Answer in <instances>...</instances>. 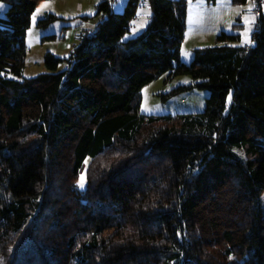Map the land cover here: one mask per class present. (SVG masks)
Wrapping results in <instances>:
<instances>
[{
  "label": "trees",
  "instance_id": "1",
  "mask_svg": "<svg viewBox=\"0 0 264 264\" xmlns=\"http://www.w3.org/2000/svg\"><path fill=\"white\" fill-rule=\"evenodd\" d=\"M40 1L0 0V264H264V10L253 45L222 31L187 64V0H147L130 37L139 0H101L72 53L24 77ZM163 74L197 79L170 95L208 89L205 109L141 114Z\"/></svg>",
  "mask_w": 264,
  "mask_h": 264
},
{
  "label": "rangeland",
  "instance_id": "2",
  "mask_svg": "<svg viewBox=\"0 0 264 264\" xmlns=\"http://www.w3.org/2000/svg\"><path fill=\"white\" fill-rule=\"evenodd\" d=\"M101 0H42L38 3L32 18L30 27L26 33L27 55L24 77H33L39 73L47 71L45 66V56L48 52L58 57H68L74 48L80 43L81 37L88 30H94L95 25L100 20L97 16V6ZM128 0H119V3L113 5V10L122 13ZM264 10V0L262 1ZM42 3L47 7L36 13L37 8ZM188 12L185 37L181 45L180 58L183 63L189 64L194 58V49L198 47L216 45V36L225 31L227 33H240L241 45L251 46L244 43V31L249 25L245 22V16H255L251 24L252 31L249 33L252 40V33L255 29L257 14L255 9V0H247L245 3H233V0H187ZM249 5H252L249 11ZM9 4L0 2V16L5 15ZM144 10L150 12V15L140 16L133 21L134 27L128 35L135 36L146 27L150 21L151 9L146 3ZM239 10V11H238ZM142 12V10H141ZM53 13L58 19L50 22L46 26H39L38 22L47 14ZM36 16L33 20V16ZM143 27L139 25L145 21ZM135 22V23H134ZM237 24V25H236ZM253 42V41H252ZM185 52L189 55L185 56ZM67 66L66 61L60 64V69ZM197 79L191 75L182 74L168 78L163 74L143 87L141 91L140 113L144 115H176L183 113L202 112L206 107V100L209 97L208 89H194L181 92L176 95H170L172 89L179 85L192 84ZM231 96V95H230ZM87 171L89 164L86 165L83 173L78 176L74 185L77 188V181L84 174L86 184ZM261 209L264 213V193L261 197ZM231 260L235 261L234 257Z\"/></svg>",
  "mask_w": 264,
  "mask_h": 264
},
{
  "label": "snow or ice",
  "instance_id": "3",
  "mask_svg": "<svg viewBox=\"0 0 264 264\" xmlns=\"http://www.w3.org/2000/svg\"><path fill=\"white\" fill-rule=\"evenodd\" d=\"M45 7H47V4L42 3L40 5V7L37 8L36 13L39 14L41 12V10L44 9ZM251 7H252V5H249V9H248L249 11L251 10ZM138 15L146 16V15H150V12L142 9V12L141 13H138ZM35 18H36V16L34 15L33 16V20H35ZM255 18H256L255 16H249V15H246L245 16V22L249 25V27H247L245 29V31H244V41L243 42L246 43V44H252L253 43L252 40L250 39L249 33L252 31L251 24L253 23V21L255 20ZM145 22H146V20L143 21L139 25V27H143ZM188 55H189V53L188 52H185V56H188ZM229 99H231V96H229ZM87 163H88V161L86 160L85 161V164H87ZM84 181H85V176H84V174H82L81 177H80V179L77 181L78 186L80 188H83L84 187Z\"/></svg>",
  "mask_w": 264,
  "mask_h": 264
},
{
  "label": "built area",
  "instance_id": "4",
  "mask_svg": "<svg viewBox=\"0 0 264 264\" xmlns=\"http://www.w3.org/2000/svg\"><path fill=\"white\" fill-rule=\"evenodd\" d=\"M262 1H263V0H255V4H256V5H255V9H254L253 11H254L257 15L259 14V12H260L261 9H262V3H263ZM110 3H111L112 5H115V4L119 3V0H110ZM146 3H148L147 0H139L138 5H137V11H136V14H135V16L133 17V20H132L131 25H130L131 28L134 27V25H133V21H134L135 19L139 18L140 16H142V15H138V13H141V10L145 7Z\"/></svg>",
  "mask_w": 264,
  "mask_h": 264
}]
</instances>
